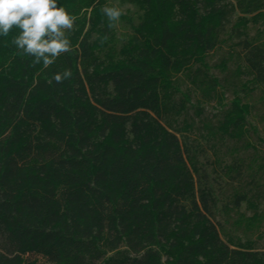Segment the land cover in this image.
<instances>
[{
  "label": "trees",
  "instance_id": "trees-1",
  "mask_svg": "<svg viewBox=\"0 0 264 264\" xmlns=\"http://www.w3.org/2000/svg\"><path fill=\"white\" fill-rule=\"evenodd\" d=\"M109 1L57 0L73 51L47 68L18 28L0 36V264H264L247 237L264 223V151L247 144L250 121L264 131V31L246 34L264 0H119V22ZM221 150L252 153L222 166ZM209 161L237 187L225 202Z\"/></svg>",
  "mask_w": 264,
  "mask_h": 264
},
{
  "label": "clouds",
  "instance_id": "clouds-1",
  "mask_svg": "<svg viewBox=\"0 0 264 264\" xmlns=\"http://www.w3.org/2000/svg\"><path fill=\"white\" fill-rule=\"evenodd\" d=\"M102 11L110 22H119L124 14L119 6L105 5ZM75 20L57 0H0V36H7L14 27L18 28L19 34L13 39L17 49L33 57L35 64L42 62L45 68L62 54L73 51L66 33L73 30ZM71 77V69L53 74L58 84Z\"/></svg>",
  "mask_w": 264,
  "mask_h": 264
},
{
  "label": "rangeland",
  "instance_id": "rangeland-1",
  "mask_svg": "<svg viewBox=\"0 0 264 264\" xmlns=\"http://www.w3.org/2000/svg\"><path fill=\"white\" fill-rule=\"evenodd\" d=\"M225 1H227L229 4H234L235 0H225ZM108 5L109 6H119L120 8H122L124 13L126 11L131 10L128 6H122L120 4L119 0H110ZM237 18H238V15L234 14L231 18V24H233ZM256 31L263 32L264 26L259 25V26L252 27L251 25H249L248 30L246 31V34L248 35L249 38H254ZM226 50L223 48L222 53L226 52ZM217 54H218L217 56L212 55L209 57L208 61L211 65L216 62V59L218 58L219 53H217ZM214 75L216 76V73ZM230 100H231V97L228 94H226L223 97L222 105L226 106L230 102ZM219 111H220V109L215 105V103H212L208 106L203 107L202 118L209 120V121H214L217 119ZM189 117H193L192 112L189 113ZM250 125H251V127H256V136L251 135L252 137L247 139V144L249 146H251L253 149H256L259 153H262L264 151L263 125L257 124V126H256V123L253 120H252V122L250 121ZM221 151H222V153L219 154L218 156L221 157L222 154H224L223 157L220 159L222 166H227V165L231 164L232 160H237V159H242L243 163L245 165H247L249 155L252 153L251 150L242 151L239 154V156L230 158V157L225 156V152L223 150H221ZM209 156H210V153L208 154V160H209ZM209 163L211 166L209 168H207L208 169L207 171L210 172L211 179L216 182L215 188L219 189V190H217L218 191L217 194L219 195L220 202H225L227 200L228 194L231 192V190H233V188L235 189L237 187H235V185L232 184V182L228 179V177L226 176V174H224V172L221 173V171L217 168V166L214 163H212V161H209ZM207 166H209V165L207 164L206 167ZM210 168H212V173H211ZM248 182L249 181L246 179L245 181L242 182L241 186H245L246 184H248ZM260 202H263V201H260ZM257 211L264 213V204L263 203H260L258 205ZM239 214L243 215L246 219H249L252 217V210L249 209L247 205H242L240 210H239ZM257 231L255 230L250 236H247V237L249 238V240H251L253 242L254 249H256L258 251H264V223H263L262 227L259 228V231L258 232ZM229 232L231 234L237 236L240 239L243 238L242 230H240V232L238 233V230H232L229 228Z\"/></svg>",
  "mask_w": 264,
  "mask_h": 264
}]
</instances>
